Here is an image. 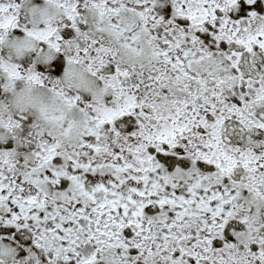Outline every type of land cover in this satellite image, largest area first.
<instances>
[{"label":"snow or ice","instance_id":"snow-or-ice-1","mask_svg":"<svg viewBox=\"0 0 264 264\" xmlns=\"http://www.w3.org/2000/svg\"><path fill=\"white\" fill-rule=\"evenodd\" d=\"M0 264H264V0H0Z\"/></svg>","mask_w":264,"mask_h":264}]
</instances>
